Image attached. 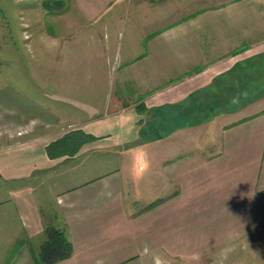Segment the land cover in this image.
Wrapping results in <instances>:
<instances>
[{"label": "crops", "instance_id": "crops-1", "mask_svg": "<svg viewBox=\"0 0 264 264\" xmlns=\"http://www.w3.org/2000/svg\"><path fill=\"white\" fill-rule=\"evenodd\" d=\"M55 1L0 13V264H264V0Z\"/></svg>", "mask_w": 264, "mask_h": 264}, {"label": "trees", "instance_id": "trees-1", "mask_svg": "<svg viewBox=\"0 0 264 264\" xmlns=\"http://www.w3.org/2000/svg\"><path fill=\"white\" fill-rule=\"evenodd\" d=\"M93 138V136L86 134L80 129L70 130L49 143L45 147V151L51 158L65 154L74 155L79 151L83 143ZM72 250V244L63 230L46 225L44 239L38 253L34 255V259L37 264H52L70 256Z\"/></svg>", "mask_w": 264, "mask_h": 264}, {"label": "rangeland", "instance_id": "rangeland-1", "mask_svg": "<svg viewBox=\"0 0 264 264\" xmlns=\"http://www.w3.org/2000/svg\"><path fill=\"white\" fill-rule=\"evenodd\" d=\"M40 1L44 2V6H43L44 19H43V21L46 22V24H44V25L48 30H52L55 27L54 23L56 22L53 15L59 9V7L57 6L58 4H55V2H56L55 0H0V13H1V15L7 14L8 18H10V17L14 16V14H13L14 7L18 6L17 4L16 5L14 4L15 2L16 3H24V4L33 3L35 5L37 2H40ZM64 1L65 0H59V1H57V3L61 2L60 6H62ZM254 1H256V0H254ZM253 3L255 6L256 2H253ZM33 4H31V5H33ZM261 10L264 11V3L261 4ZM262 32H264V31H262ZM11 63H12V61H10V58H6L4 54H0V82L5 81V78L9 72L8 70H9V66ZM26 78L27 79L29 78L28 74H26Z\"/></svg>", "mask_w": 264, "mask_h": 264}]
</instances>
